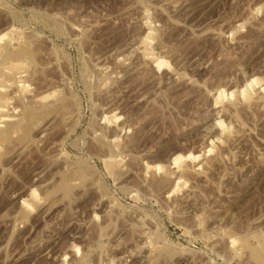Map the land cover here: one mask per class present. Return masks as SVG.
<instances>
[{"label": "rangeland", "instance_id": "rangeland-1", "mask_svg": "<svg viewBox=\"0 0 264 264\" xmlns=\"http://www.w3.org/2000/svg\"><path fill=\"white\" fill-rule=\"evenodd\" d=\"M0 37V264L264 261V0H0Z\"/></svg>", "mask_w": 264, "mask_h": 264}, {"label": "bare ground", "instance_id": "bare-ground-1", "mask_svg": "<svg viewBox=\"0 0 264 264\" xmlns=\"http://www.w3.org/2000/svg\"><path fill=\"white\" fill-rule=\"evenodd\" d=\"M3 41V37H0V44H1V42ZM6 114V113H5ZM5 114H2V115H4L5 116ZM107 120H108V117L106 118ZM16 125V124H15ZM217 125L219 126V127H222L223 128V126H224V124H223V122H218L217 123ZM14 127V126H13ZM9 128H12V127H9ZM8 130V129H7ZM10 130V129H9ZM8 130V133L10 132ZM221 130V129H220ZM7 133V134H8ZM11 133V132H10ZM9 133V134H10ZM7 134H6V132H4V135L2 136V139H5L6 138V136H7ZM222 135H224V134H222ZM9 136V135H8ZM113 147V146H112ZM190 158H193L192 157V155H188L187 157H186V159H190ZM181 160H182V158L181 157H176L175 159H174V163L173 164H175V165H180L181 164ZM161 167V166H160ZM160 167H158V171H160L161 169H163V168H160ZM28 196H30V197H32V200H33V198L35 199V197H37V193L35 192V191H32L31 190V194L30 195H28ZM29 197V198H30ZM36 201V200H35ZM254 257L257 259V261L259 262V264H264V261L262 260V259H260V256H259V254H255L254 255Z\"/></svg>", "mask_w": 264, "mask_h": 264}]
</instances>
